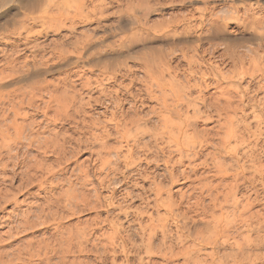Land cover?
Wrapping results in <instances>:
<instances>
[{"label": "clouds", "instance_id": "obj_1", "mask_svg": "<svg viewBox=\"0 0 264 264\" xmlns=\"http://www.w3.org/2000/svg\"><path fill=\"white\" fill-rule=\"evenodd\" d=\"M0 264H264V0H0Z\"/></svg>", "mask_w": 264, "mask_h": 264}, {"label": "rangeland", "instance_id": "obj_2", "mask_svg": "<svg viewBox=\"0 0 264 264\" xmlns=\"http://www.w3.org/2000/svg\"><path fill=\"white\" fill-rule=\"evenodd\" d=\"M85 155H87V154H85ZM81 158L83 159V157H81ZM18 180H19V179H17V181H18ZM18 182H19V181H18ZM18 182H17V183H18ZM190 183H191L190 181H189L188 183H185V184L183 185V188L186 189V188L188 187V184H190ZM146 186H147V185H146ZM176 188H177V189L181 188V185H176ZM30 191H33V192H34L35 189H31ZM27 195H28V193H25L23 196L20 197V199L23 200V199H24V196H27ZM8 208L11 209V208H12V205L10 204V205L8 206ZM40 231H43V229H41Z\"/></svg>", "mask_w": 264, "mask_h": 264}, {"label": "bare ground", "instance_id": "obj_3", "mask_svg": "<svg viewBox=\"0 0 264 264\" xmlns=\"http://www.w3.org/2000/svg\"><path fill=\"white\" fill-rule=\"evenodd\" d=\"M17 179H19V178H17ZM18 181H19V180H18ZM18 181H17V182H18ZM18 183H19V182H18Z\"/></svg>", "mask_w": 264, "mask_h": 264}]
</instances>
